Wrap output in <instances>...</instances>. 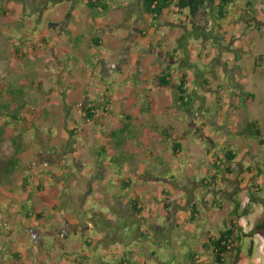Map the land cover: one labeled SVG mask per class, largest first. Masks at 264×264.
Returning <instances> with one entry per match:
<instances>
[{
  "label": "rangeland",
  "instance_id": "374dc122",
  "mask_svg": "<svg viewBox=\"0 0 264 264\" xmlns=\"http://www.w3.org/2000/svg\"><path fill=\"white\" fill-rule=\"evenodd\" d=\"M138 1L141 3L143 0ZM130 2L132 3L133 0H112L111 3H116L125 13L118 12L116 16L111 17L106 12H102L99 13L98 22L105 27L107 20L113 22L133 16L140 19L138 14L128 12L127 4ZM250 3L252 5H249ZM60 5L62 4L59 0H0V179L5 171L8 173L7 170L11 168L8 162L15 157L16 151L26 154L24 157L27 159L24 163L22 162L21 167L27 164L28 159L37 158L40 156L39 153L46 152L48 144L46 140L51 138L48 133L53 119L51 109L53 113V109L60 108L64 111V116L68 115L70 128L77 124L86 127L89 141L85 147L78 145L72 149L73 153L82 151L80 155L69 156L67 150L65 153L66 160L68 159V162L72 164V172L69 175L61 174V178L67 179L69 176L70 180L77 179L80 170L78 166L85 165L81 183L83 185L88 183L89 188L83 195L75 197V205H70L74 210L93 207L95 201L92 199L94 198H101L105 202L114 194L116 198H120L122 188L118 187L119 181L123 178L126 180L125 177L132 174L136 176L135 181H132V189L138 193L149 190L146 193L148 200L140 198L143 210L138 214L141 217L139 225L130 214L127 216L131 218L118 216L120 219L109 215L105 220L106 230L102 232V236L100 230L96 228L89 231L86 240L82 236L85 243H90L89 240L96 241L93 245L88 244L83 247L76 242L67 249L70 253L77 252V255L83 253L89 257L93 256L94 259L104 264H119L123 260L131 264H191L188 255L191 252H197L201 264H212V252L204 247V242L208 243L211 236H219L220 232L234 221L237 230L242 231L245 236L242 243L244 261L241 264H264V237L261 234L248 237L255 226L264 220V0H239L232 9H229V17L232 20H235L236 14L240 12L246 14L250 11L251 13L249 17L244 18L246 27H242L236 21L231 22L233 26L229 24L232 28L230 42L218 33L216 24L210 27L216 16V10L211 5L208 10L200 14L196 21L200 29L210 28V32L206 30L194 33L185 31L176 44L172 40L175 48L170 46L164 48L165 54L177 62L165 66L166 70L170 69L168 71L173 77V84L162 87L158 81L159 77L154 76L150 78L152 84L147 90L163 92L160 89L164 88L165 92L173 94L172 101L169 98H162L160 103L163 107L170 105L174 113H170L166 119L156 117L155 122L159 124V121L164 120L177 123V128L172 133L179 137L183 154L170 162L167 155L161 152L167 147L165 141L167 137L161 134L160 139L155 140L156 148L162 154H160L161 159H154L151 165L145 159L140 161L135 159L136 155L133 151L113 161L109 149H106V154L96 159L99 151L96 150L98 146L96 136L101 133L98 131L96 135L95 132L99 125L97 123L102 120L101 117H96L100 120L98 122H85L82 117L84 102L82 99L73 102H66V99L60 102V100L59 107L54 105L51 108L50 54H45L41 60L20 56L22 50L28 51L24 46H32L33 41L35 44L33 50H39L42 37L45 41L51 42V34L54 37L61 36L63 31L64 37L70 36L67 29L59 28L54 20L62 16L64 12L73 17L75 27L83 25L84 28L82 27L80 34L82 39H92V27L87 20L95 19V16L89 10L86 0H80L75 10H72L74 5L71 4L62 13H55L56 8H61ZM153 23L154 21H151V24ZM235 26H237L236 31ZM75 27L69 30L70 34H75ZM125 45L123 49L126 48ZM112 50L111 45L103 48L95 46L93 52L85 51L81 55H67L63 65L69 71L78 70L80 72L79 69L83 65L95 69L102 54L111 53ZM133 52L135 53L136 50ZM229 53H232L234 57L231 58L234 59V64L238 63V65L235 66L232 63L231 66ZM140 54L142 57V52ZM116 58L115 55L114 59ZM153 59L157 60L159 56H154ZM234 66L238 69L231 70ZM115 74L114 71L111 78H100V81L105 80V83L110 85L116 78ZM184 74L190 78L194 77L193 81L190 80L189 87L190 107H184L175 101V86L180 83ZM128 76L127 82L131 90L136 91L142 87L136 71H130ZM12 92L15 94L12 95ZM88 97L95 102L101 99L99 91ZM139 103L140 101L131 106V109ZM22 104L24 108L21 109ZM4 105L9 106V109H4L2 107ZM222 111H225V116H221ZM13 115H16L17 121L13 119ZM60 115L61 113L58 114L59 118ZM247 121L259 122L263 134L262 142L240 134ZM119 122L124 124V121ZM141 122H146L145 128H149V123L144 118ZM55 125H59L57 120ZM131 130L130 132L134 135L131 141L132 147L138 148L140 144L142 146H139L140 149L146 150L143 146H147L149 137L145 129L144 132L142 128L138 131V127L133 126ZM65 131L64 135L68 136L70 130ZM119 138L123 139V135L120 134ZM112 142L115 143L113 140ZM55 143L63 146L64 149H71L75 144L69 139L64 141L61 136L56 138ZM99 144L101 147L108 148L102 140H99ZM212 144L215 147L210 154L208 150ZM227 149L234 152V159L230 160L226 156ZM31 151L39 153H28ZM51 152H54V149H51ZM212 157L215 160L216 158L222 159L224 164L221 170L218 171L213 166V159L209 161ZM95 159L114 164L110 171L112 175H107L103 183L89 182L95 167L98 168L90 162H95ZM33 162L24 170L27 173V180H33L36 177L30 173L34 167H37L33 165ZM134 162L138 164L134 165ZM19 167L20 163L17 162L15 169ZM228 168L231 169L230 172ZM214 176L216 177L215 185L208 187L203 184V180L212 181ZM8 178L11 182L16 179L15 174ZM9 182L7 181L8 184ZM32 182L36 184V181ZM73 183V181L69 182L70 186ZM101 184L102 191L99 188ZM165 190L170 197L161 193ZM132 193L127 192V195ZM87 194H89L88 201L83 206ZM252 197L257 199L256 203L252 201ZM131 201L134 200L131 199ZM36 202L37 200L30 198L29 194L22 193V198L13 205L12 209L24 215L42 213L40 210L49 209L46 206L37 205ZM109 204H112V201ZM103 207L105 208L104 205ZM106 207V210L111 213V206L106 203ZM123 207L121 205V209H124ZM237 207H239V215L246 208L251 214L237 218L233 215ZM9 208L7 204H3L0 212L3 209L10 210ZM194 208L197 210V215L195 221L191 222ZM133 214L137 215L136 212ZM151 217L155 219V222L160 221L161 227L149 225ZM52 218L53 213L51 212V220ZM49 220V217L44 222L35 219L34 226L39 231L45 230L50 227ZM99 222L102 223V220ZM113 222L117 225H112ZM128 225L132 226L135 231L128 230ZM149 227L153 229L148 233L147 228ZM140 231L144 235L141 238L136 237V232ZM104 235L110 237L114 235L117 239V244L113 245L108 252L101 250L97 243V240L100 241ZM55 242V238L48 237L47 244L39 246L38 249L42 253L53 252ZM251 242L254 244V249L253 256L249 257L248 249ZM4 248H7L6 244L2 245L0 253ZM33 248L35 247L31 245L30 249ZM60 256L58 259L61 258ZM64 262L63 264H67L66 261ZM231 263L232 259L229 257L228 264ZM58 264L62 263L58 262Z\"/></svg>",
  "mask_w": 264,
  "mask_h": 264
},
{
  "label": "crops",
  "instance_id": "0c3cea01",
  "mask_svg": "<svg viewBox=\"0 0 264 264\" xmlns=\"http://www.w3.org/2000/svg\"><path fill=\"white\" fill-rule=\"evenodd\" d=\"M59 1L62 4L60 5L61 8H56L55 13H62L64 9L68 6L70 7L71 4L74 5L72 10H75L80 0ZM111 1L112 0H92L91 2V0H86L89 10L95 16V19L90 18L87 20L92 27V39H82L80 34L83 25L75 27L74 22L72 21L73 17L71 15H67L66 12H64L62 16L54 18V20H56L57 26H59V28L67 29V32H69L70 36L64 37L63 31L61 32V36L54 37L51 34V42H49V40L45 41L44 37H42L39 50H33L35 46L33 41L32 46L23 45L28 51L22 50L20 52V56L22 58L27 56V58L29 57L35 60H41L44 58L45 54H50L51 108H53L54 105H58L59 107L60 100V102H63L65 99L66 102H73L82 99L84 101L82 104V111L85 107L89 106H92L96 110V117L99 116L102 119L101 121L99 119L95 121L101 122L97 123L99 124L97 126L98 129L97 131L95 130L96 135L98 134V131L101 133L96 136L98 145L96 150H99L97 152L98 154L96 159L105 155L107 151L106 149H109L110 154L112 155L111 160L113 161L121 158L124 154H131L133 151L136 155L135 159L139 161L141 159H145L150 165L154 159H161V152L167 155V158L170 162H173V159H176L183 154L182 149V151L177 153L176 156L174 155V144L180 143L179 137L172 133L174 130H176L177 123L161 120L159 121V124H157L155 122V118L165 117L166 119L170 116V113H174L173 109L170 108V105L163 107V105L160 103L162 98H169L171 100V98L174 96H172L173 94H168L165 92L164 88L160 89L163 92L158 91L159 88L156 89L158 92L148 91L147 88H151V77L162 76L164 72L167 73V70L165 69L166 65L177 63L174 61V59L168 57V55L165 54L164 48L167 46L175 48L172 40L176 44L180 37L183 36L185 31L194 33L195 31L200 32L205 31L206 29H199V26L196 24L197 19L194 21V27L193 23L190 21L187 11L182 13H174L172 9H170L161 17L145 14L142 11L143 1L139 3L138 0H133L132 3L130 2L127 4V8L129 7L128 12L138 14L137 16L140 17V19H136L133 16L127 19L125 17V19L123 18L119 21L116 20L113 22H111L112 20H107L106 26L104 27L98 22L99 13L101 14L102 12H106L107 15L111 17L116 16L118 12L125 13V11H123L120 6H117L116 3L112 4ZM90 4H96L97 6L92 8L90 7ZM103 6L108 7V9L104 10ZM250 14L251 13L245 14V12H240L239 14H236L237 17L235 20H232L228 14L227 17L220 22L214 18L213 22L210 24V27L216 24L218 33H221L222 37L228 39L230 42L229 37H232L231 26H233L231 22L236 21L239 22V25L242 27H246L247 25L244 24V18L249 17ZM151 21H154V23L151 24ZM229 24H231V26H229ZM237 26L234 27L235 31L237 30ZM74 27L76 28L75 34H70L69 30H73ZM206 31L210 32L211 29L209 28ZM46 37H48V35ZM124 44H126L125 49H123ZM107 45H111L113 50L111 53L102 54V57L98 60V66L95 67V69L92 67H85L83 65L82 68L79 69L80 72L78 70L69 71V69L63 65L64 58L67 55H81L85 51L93 52L95 46L103 48ZM211 48L212 47H210V49ZM134 50H136L135 53L133 52ZM141 52L142 57L140 56ZM231 54L232 53H229L231 66L232 63L235 66L238 65V63L234 64V59H231L234 57ZM115 55L117 56L116 59H114ZM137 56L139 57L137 58ZM151 56L152 58H150ZM154 56H159V59H153ZM235 66L233 68L231 67V70H237L238 67ZM114 71L116 72V78L112 84H106L105 80L100 81V78H111ZM130 71H136L138 74V78L142 86L139 87V91L131 90L129 87L130 85L128 84L127 80L129 78L128 73ZM193 79L194 77L187 78L188 90L190 87V80L193 81ZM158 81L160 82L159 79ZM203 82L208 83L207 81ZM96 91H99L101 99H97L95 102L89 99L88 96L95 95ZM139 101V105H137L134 109H131V106L138 104ZM143 101H145V103H143ZM104 107L108 108L107 114H105L103 111ZM53 110L54 112L52 113L51 109V117H53L51 120V128L48 130L51 138L49 137L46 140L48 143L46 146V152H33L34 150L32 149L33 151L28 153H39L40 156L43 157L44 155L49 154V156L56 159L61 166H66L65 169L68 170L69 175L72 172V164L68 162V159L66 160V150L69 151V156L73 157L80 155L82 151L73 153L72 149L78 145L85 147L88 144L89 141L87 137V130L84 125H78L77 123H74L77 124V126L70 128L68 126V115L66 114L64 116V111L60 108L58 110ZM100 110L102 111L101 114ZM221 110L226 109L224 108ZM59 113H61L60 118L58 117ZM221 116H225V111L221 112ZM124 117L125 120H123ZM138 118L140 119L138 120ZM142 118H144L149 123V128H145L146 122H141ZM56 120L59 125H55ZM119 121H124V124H121ZM109 122H112L113 124H106ZM218 124L221 125L220 123ZM133 126H137L138 131L142 128V131L144 132L145 129V133L149 137V143L147 146H143L146 150H141L140 147L142 146L140 144H138L140 146H138V148L132 147L131 141L134 135L130 131H132L131 127ZM127 128L128 130L125 133H122V131ZM67 129L70 130L68 131V136H66V134L64 135V133H66L65 130ZM72 131H75L74 136L71 135ZM201 132L204 134L203 131ZM113 133H116L117 135L114 136ZM120 134L123 135V139L119 138ZM161 134H164L167 137L165 138L167 147L165 151L158 152L159 149L156 148L155 140L157 138L160 139L159 136ZM58 136H61L64 141L69 139L75 144L71 149H64L63 146H58L55 143ZM185 137L182 138L184 139ZM110 139L111 141H109ZM99 140H102V143H106L108 148L101 147ZM112 140L115 143H113ZM214 147L215 146L213 144L209 147L208 151L210 154L212 151H214ZM61 148L63 149L59 151ZM51 149H54V152H51ZM63 151L65 152L63 153ZM24 155H26L24 152H21L18 155V160L20 163L19 169H15L10 175H8V173L5 171L4 176L0 179V209L2 208L3 204H7L8 208L10 204V210L3 209L2 212H0V250L4 244H6L7 247L4 248L3 252L0 253V264H28V262L29 264H58V262L63 264L65 263L64 261H66L67 264H104L100 262V260L94 259L95 257L93 256L89 257L83 253L77 255V252L70 253L67 249L70 246L76 244V242H78L79 245L83 247L87 246L88 244L93 245L96 241L94 242L89 240L90 243H85L86 241H84L83 238L86 240V235L89 234L90 230L95 228L100 230L102 236V232L106 230L104 228V223L106 222L105 220L109 215L117 216L118 219H120L119 217H133L134 221L136 222V215L133 214L135 212L133 210L132 203L136 200H139V207L142 208V202L140 201V198H144V200H146V193H148L149 190L138 193L132 189V181L134 182L136 179V176L132 174L131 176L125 177L126 180L123 178L119 181L118 187L122 188L120 198H116L115 194L106 202L101 198H94L92 199V201H95L93 207H90L89 209L84 207L82 210H74V208L71 206L75 205V197L83 195L85 190L89 189L88 183H86L87 185H83L81 183L85 165L80 166L79 177L77 179L70 180L69 176L67 179H62L61 174H63V171L58 170L59 168L52 165L49 167L50 162H48V160H46V164L48 165L42 163L45 161L43 157L39 158L38 156L34 159H28L27 164L21 167L22 162L24 163V160L27 159L24 157ZM96 159L94 160L95 162L90 161L98 168L95 167V171L91 175L89 182L92 183L97 181L98 183H103L107 175H112V172L110 171L113 169L112 166L114 164L112 162L105 163ZM212 159L214 160V163L216 161L214 157H212L209 161ZM54 161L55 160H53V162ZM31 162H33V165H37V167H34L30 172L36 177L33 180H27V173L24 172V170ZM136 164L138 163L134 162V165ZM82 167L84 169H82ZM58 172L60 173L58 174ZM14 174L16 179L15 181L11 182L8 176H13ZM144 178L141 179L144 180ZM7 181H10L11 184L10 182L8 184ZM32 181H36V184H32ZM58 181H60V183H57ZM72 181L74 183L70 186L69 182ZM126 183H129L130 187H126ZM44 184H46V186ZM99 188L100 191H102V184L101 187L99 186ZM92 192L93 190L91 193ZM127 192L133 193L131 195H127ZM162 192L165 193L167 197H170L167 190L161 191V193ZM22 193L25 195L29 194L30 198L37 200V205H43L49 209H42L40 210L42 213L39 212L32 215H24L22 212L14 211L12 207L16 202L20 201L22 198ZM57 193L60 194L57 195ZM88 197L89 194H87L84 198L85 202L82 204L83 206L86 205ZM131 199L134 201H131ZM110 201H112V204H109ZM113 201H115V203ZM106 203L107 205L111 206V213L106 210ZM121 205L124 206V209H121ZM51 212L53 213L52 220ZM127 214H130L131 217L129 215L127 216ZM48 217L50 219V227L45 230H37L34 226V220L36 219L44 222ZM99 220H102V223H100ZM111 224L114 226L117 225V223L114 222ZM148 224L161 227L160 221L159 223L155 222L153 217H151ZM127 228L128 230L132 229V232L135 231L132 226L128 225ZM141 228L142 227L140 226V230ZM152 229L153 228L151 227L147 228L148 233ZM136 234V237L139 238L144 235L143 232L141 233V231L136 232ZM48 237L55 238L56 242L55 244L53 243V246L55 247L54 251L42 253V251H40L38 248H40L39 246H44L47 244ZM79 237H81V239ZM75 239L77 241H75ZM97 243H99L101 250L108 252V250L113 245L117 244V239L114 237V235L112 237L104 235L100 241L97 240ZM31 245L35 248L30 249ZM58 256L61 258L58 259ZM124 261L127 260H123L122 262Z\"/></svg>",
  "mask_w": 264,
  "mask_h": 264
},
{
  "label": "trees",
  "instance_id": "16d2710c",
  "mask_svg": "<svg viewBox=\"0 0 264 264\" xmlns=\"http://www.w3.org/2000/svg\"><path fill=\"white\" fill-rule=\"evenodd\" d=\"M239 0H143V8L142 11L145 14L149 15H155L157 17L163 16L168 10L172 9L173 6H177L181 13L184 11L188 12L189 18L191 23L194 25V21L200 16V14L203 11H206L209 9L211 5L214 6L216 10V16L215 19L217 21H223L227 15L229 14V9L233 8L235 4ZM92 2V0H91ZM249 5H252L251 3ZM96 4H90V7L95 8ZM103 9L106 10L108 7L103 6ZM250 13V11L246 12V14ZM200 29V28H199ZM202 30V29H200ZM170 68V67H169ZM170 70V69H168ZM167 70V73L164 72L162 76L159 77L160 84L162 87H168L173 84V78L170 73V71ZM187 75H182L180 83L176 84L175 86V101L177 103L182 104L184 107H190V99H189V90H188V82H187ZM12 95L15 93L12 92ZM4 109L8 110L9 106L4 105L2 106ZM20 108H24V104L20 105ZM108 108L104 107L103 111L105 114L108 113ZM95 109L92 106L85 107L82 111L83 119L85 121L95 122L97 121ZM15 121H17L16 115L12 116ZM128 130L125 129L122 131V133H125ZM169 134V133H168ZM241 135L249 138L259 139L261 142V138L263 137L262 131L260 129L259 122L257 121H247L246 125L243 127V130L240 132ZM72 136L75 135V131H72ZM114 136H116V133H113ZM182 151V147L180 143L174 144V155L176 156L177 153ZM21 153V151L15 152V157L11 159L8 162V165L11 167L7 170L8 174L10 175L12 171L15 170V165L18 160V155ZM226 156L232 160L235 158L234 152L227 149ZM224 162L221 158H216V161L213 163V166L219 171L223 167ZM229 172L231 171L230 168L227 169ZM216 180V177L214 176L212 181H206L203 180V184L206 186H210L214 184ZM215 185V184H214ZM126 187H130L129 183H126ZM253 202H257V199L252 197ZM139 200H136L132 203L133 210L136 213H141L142 208L139 207ZM239 207L236 208L233 215L237 218L249 216L251 214L249 209H245L241 215L238 214ZM191 216V222L195 221V216L197 215L196 208L193 209ZM256 234H261L264 237V220L260 223H258L255 228L253 229L252 233L248 234V237H253ZM244 234L242 231L237 230V225L234 221L230 223L229 226H227L225 229H223L219 236H211L208 240V243L204 244V247L211 250L212 252V264H228V258L230 257L232 259L231 264H241L244 261V255H243V239ZM253 249L254 244L251 242L249 249H248V256H253ZM188 259L191 264H201L200 256L197 252H191L188 255ZM121 264H131L128 261H124Z\"/></svg>",
  "mask_w": 264,
  "mask_h": 264
},
{
  "label": "flooded vegetation",
  "instance_id": "af4514ba",
  "mask_svg": "<svg viewBox=\"0 0 264 264\" xmlns=\"http://www.w3.org/2000/svg\"><path fill=\"white\" fill-rule=\"evenodd\" d=\"M41 157H43V156H39V158H41ZM52 157H50L49 156V154H47V155H44V157H43V159H45V161L44 162H42V163H44L45 165H48V164H46V160H48V162H50L49 163V167L52 165V166H54V167H57V168H59L58 170H62L63 171V174H68V170L67 169H65V167L64 166H61L59 163H58V161L56 160V159H54V158H52ZM53 160H55L54 162H53ZM51 161H52V164H51ZM78 168H80V166H78ZM70 171V170H69ZM138 214H140V213H137V215L135 216V220H136V222L139 224V223H141L140 221V219H141V217H139L138 216Z\"/></svg>",
  "mask_w": 264,
  "mask_h": 264
},
{
  "label": "built area",
  "instance_id": "2783aa9c",
  "mask_svg": "<svg viewBox=\"0 0 264 264\" xmlns=\"http://www.w3.org/2000/svg\"><path fill=\"white\" fill-rule=\"evenodd\" d=\"M172 11H173L174 13H181V10H180L176 5L173 6Z\"/></svg>",
  "mask_w": 264,
  "mask_h": 264
}]
</instances>
